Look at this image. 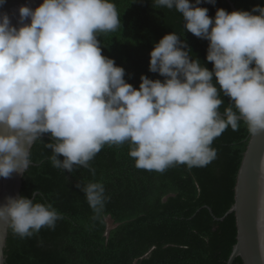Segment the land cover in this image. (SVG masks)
Returning a JSON list of instances; mask_svg holds the SVG:
<instances>
[{
    "label": "clouds",
    "instance_id": "clouds-1",
    "mask_svg": "<svg viewBox=\"0 0 264 264\" xmlns=\"http://www.w3.org/2000/svg\"><path fill=\"white\" fill-rule=\"evenodd\" d=\"M200 3L152 2L154 8H175L187 31L208 40L212 70L193 59L186 41L171 32L150 52L149 70L163 81L142 74L139 88L101 51L98 35L121 26L112 0L21 5L19 27L7 13L0 15V177L25 174L31 148L43 134L54 141L46 145L53 166L72 172L74 165L89 167L105 144L125 142L138 168L204 166L216 156L213 140L229 126L236 131L243 121L251 135L264 132V6L217 8L210 17ZM221 92L231 102L223 114ZM82 190L99 212L103 184L89 182ZM36 196L6 197L0 225L21 238L45 226L54 229L63 217Z\"/></svg>",
    "mask_w": 264,
    "mask_h": 264
},
{
    "label": "trees",
    "instance_id": "trees-1",
    "mask_svg": "<svg viewBox=\"0 0 264 264\" xmlns=\"http://www.w3.org/2000/svg\"><path fill=\"white\" fill-rule=\"evenodd\" d=\"M231 1L237 10L264 6V0ZM112 2L121 26L98 39L102 54L124 68V79L133 87L139 88L142 74L163 81L149 70L150 52L171 32L186 41L193 59L212 70L206 59L208 40L187 31L175 8H154L153 0ZM199 6L210 17L217 8L233 11L227 0H201ZM220 98L223 114L231 102L222 92ZM44 135L31 148L33 164L23 174L20 194L31 198L36 192L37 202L51 203L63 218L54 229L42 227L31 237L21 238L8 228L4 264H226L236 242L235 216L215 217H222L234 202L236 176L250 137L243 121L238 130L229 126L213 140L216 156L208 164L177 163L164 171L136 167L125 142L105 144L89 167L74 165L68 172L53 166V152L46 145L54 141ZM89 182L104 186L99 212L82 190ZM107 217L113 225L109 229ZM233 264L243 262L236 257Z\"/></svg>",
    "mask_w": 264,
    "mask_h": 264
},
{
    "label": "water",
    "instance_id": "water-1",
    "mask_svg": "<svg viewBox=\"0 0 264 264\" xmlns=\"http://www.w3.org/2000/svg\"><path fill=\"white\" fill-rule=\"evenodd\" d=\"M227 1L232 10H237L231 0ZM42 2L0 0V15L7 13L12 25L19 27V7L25 5L34 9ZM24 22L30 23V18ZM22 177L17 173L8 178L0 177V204L8 196L21 195ZM230 213L235 216L236 242L226 264H233L236 257H240L243 264H264V132L255 136L250 134L236 176L234 202L222 217L215 218L223 220ZM7 235V226L0 225V264L5 262Z\"/></svg>",
    "mask_w": 264,
    "mask_h": 264
},
{
    "label": "rangeland",
    "instance_id": "rangeland-1",
    "mask_svg": "<svg viewBox=\"0 0 264 264\" xmlns=\"http://www.w3.org/2000/svg\"><path fill=\"white\" fill-rule=\"evenodd\" d=\"M107 221V229H109L110 227H112L113 225L111 224V221L109 220V218H106Z\"/></svg>",
    "mask_w": 264,
    "mask_h": 264
}]
</instances>
